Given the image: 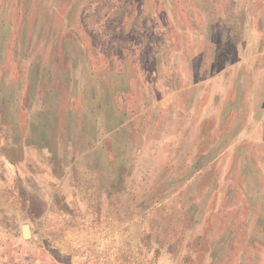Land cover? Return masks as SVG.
Listing matches in <instances>:
<instances>
[{
    "label": "rangeland",
    "instance_id": "rangeland-1",
    "mask_svg": "<svg viewBox=\"0 0 264 264\" xmlns=\"http://www.w3.org/2000/svg\"><path fill=\"white\" fill-rule=\"evenodd\" d=\"M256 1L0 0L3 101L43 91L49 118L44 133L66 135L57 146L64 153L68 180L74 166L85 170L98 164L104 167L107 184L114 178L121 181L116 200L139 198L149 184L159 188L154 209L130 226L132 245L138 235L146 243L144 264H218L228 250L184 253L176 191L177 183L186 187L189 181L176 169L183 164L208 166L204 174H189L194 183L183 198L193 204L187 207L198 223L209 214L208 231L218 235L219 189L229 174H221L220 166L230 170L251 164V150L258 153V163H264V117L258 126L248 124V118L243 124L223 120L225 103L233 94L226 90L224 75H218L222 69H217L240 33L244 45L251 35L258 36L253 38L257 43L264 40V30H252L249 18ZM257 8L264 17V0ZM210 64L211 75L202 76ZM243 80L244 93L251 96L249 79ZM12 110L18 117L16 107V113ZM242 111L246 113L245 106ZM204 152L209 155L196 163L194 155ZM18 177L14 165L0 162V232L17 224L22 235L27 201L23 197V205L19 197ZM144 211L140 207L138 214ZM107 225L98 231L82 228L80 233L67 228L62 240L54 242V252L41 248L44 232L33 225L29 248L23 237L11 238L21 247L3 248L0 264H90L93 257L74 246H108L116 225ZM121 236L119 232L117 245L123 248L126 240ZM106 256L112 260L111 254ZM226 256L227 264L239 260L235 253Z\"/></svg>",
    "mask_w": 264,
    "mask_h": 264
},
{
    "label": "crops",
    "instance_id": "crops-1",
    "mask_svg": "<svg viewBox=\"0 0 264 264\" xmlns=\"http://www.w3.org/2000/svg\"><path fill=\"white\" fill-rule=\"evenodd\" d=\"M258 2L259 0L255 3L258 5ZM257 5L249 16L252 30L256 28L264 30V17H259ZM263 35L259 37L262 38ZM253 38L258 40V36L251 35L244 45L243 33H240L238 38L234 39L235 48L230 46L231 48L226 50L227 54L222 55L224 57L222 62L217 66L218 70L222 69L218 75H224L226 78V90L233 94L228 97L232 101H226L224 106L222 117L225 122L233 118L239 119L238 121L243 124L244 121L241 120L248 118V124L258 126L262 123L260 121L264 117V40L260 39L257 43ZM211 67L212 64L209 65L208 72H203L202 76L211 75ZM243 78L249 79L250 87L247 92L251 93V96L244 93ZM43 94V91L25 92L22 96H14L9 103L7 100L3 101L4 88L0 84V162L15 166V172L19 176L16 185L20 192L19 197L21 199L25 197L27 201V212L22 217L24 223L20 225L22 235L16 228L17 224L7 233L0 232L1 254L3 248H20V244L13 245L14 240L11 239H18L16 237L19 236L27 241L26 248H29L30 238L34 234L33 225L39 224L44 232L45 240L41 248L54 252L51 249L55 248L54 242L62 240L61 237L67 228L118 215L144 218L154 209L157 202L159 188H156L155 183L152 188L150 184L148 188L144 187L139 198L116 200V191L119 190L121 181L114 178L111 184H107L104 180V167L98 164L88 166L85 170H77L74 166L71 180H68L64 153L58 148L61 145V137L64 141L66 135L61 136L58 133L52 136L50 131L44 133L49 118L47 107L43 103L47 98ZM244 106L245 114L242 111ZM12 109L18 117L13 115ZM59 109L60 103L59 107L57 105L56 124H60ZM95 123L98 125L100 121L96 120ZM141 136H144L143 133H140L139 137ZM132 149L135 150V146ZM261 150L264 152L263 145ZM236 151L240 152L238 149ZM250 152L251 164L236 165L230 170L223 166L219 168L221 174L227 172L229 174L223 176L224 182L219 189L218 235L208 231L209 225L206 221L209 214L206 213L203 224L198 223L192 209L187 207L193 204H188L189 201L186 202L183 198L185 190L194 183L193 180H189L193 178L189 174L207 172L208 166L197 162L209 154L205 152L195 154L197 164H183L176 169V172L187 177L189 181L186 187L184 183L181 187L177 183L176 191L178 197L176 204L181 206L182 220L178 228L179 231L182 229L186 238L182 245V248H187V252L184 253L198 248H228L224 250L218 264H227L228 252L239 255V260L235 259V264H260V260L264 258V163L259 164L255 159V156H259L258 153L256 155L253 150ZM108 153L106 151V154ZM81 173L91 175L84 176V179ZM22 203L25 205L23 199ZM140 207H145V211L138 214ZM24 225L30 228L29 237L24 236Z\"/></svg>",
    "mask_w": 264,
    "mask_h": 264
},
{
    "label": "trees",
    "instance_id": "trees-1",
    "mask_svg": "<svg viewBox=\"0 0 264 264\" xmlns=\"http://www.w3.org/2000/svg\"><path fill=\"white\" fill-rule=\"evenodd\" d=\"M139 220L143 221V218L134 215H118L113 218L99 220L86 225L83 224V225L72 226L70 228H72V230L75 229L74 232L80 233V230H83L82 228H87V230H97V228L103 226V223L105 222L106 224H108L107 225L108 227L109 225L112 224L116 225V227L113 226L114 227L113 234L110 237H107L110 238L112 241L111 243H109L108 246L87 245V246H74V248H76L79 251H82V253L87 252L88 254H90L94 259V261L90 264H144L146 258L148 257L149 252L145 250V248H143V245H146V243H144V240H142L143 237H140L141 235L137 236L138 242L136 243V245H132V243L134 242L130 237L131 236L130 226ZM122 224L124 225V227H119V225ZM116 231H118V233L119 232L122 233L121 237H124V240H126V242H123V244L125 245L123 248L117 245L118 233H116ZM51 249L54 250L53 248ZM106 253L112 255L110 257V259H112L111 261L107 260Z\"/></svg>",
    "mask_w": 264,
    "mask_h": 264
},
{
    "label": "water",
    "instance_id": "water-1",
    "mask_svg": "<svg viewBox=\"0 0 264 264\" xmlns=\"http://www.w3.org/2000/svg\"><path fill=\"white\" fill-rule=\"evenodd\" d=\"M23 233H24V236L25 237H29L31 235L30 228H29L28 225H24V227H23Z\"/></svg>",
    "mask_w": 264,
    "mask_h": 264
}]
</instances>
